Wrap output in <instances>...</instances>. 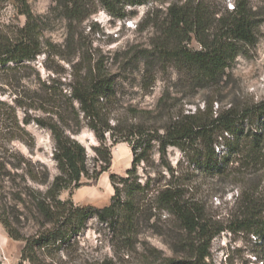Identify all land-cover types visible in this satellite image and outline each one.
I'll return each mask as SVG.
<instances>
[{
  "label": "trees",
  "instance_id": "obj_1",
  "mask_svg": "<svg viewBox=\"0 0 264 264\" xmlns=\"http://www.w3.org/2000/svg\"><path fill=\"white\" fill-rule=\"evenodd\" d=\"M10 1L26 23L0 35V63H32L46 54L45 47L55 45L43 43L44 22L33 14L28 0H0ZM52 1L72 22L80 24L86 15L94 14L87 11L86 0ZM124 1L99 0L101 7L120 20L129 16ZM260 23L249 0H236L231 10L227 5L219 9L208 0H178L167 8L158 6L149 14L147 25L156 33L152 49L135 53L122 73H112L100 62L92 65L90 60L83 67L74 66L67 92L61 88L62 83L52 80L41 99L40 110L46 116L35 120L50 131L55 144L53 159L58 174L52 182L49 173L39 180L48 185V190L36 199L39 214L51 226L43 237L24 239L0 213V223L10 238L26 242L22 259L28 264H46L37 249L78 236L93 217L121 233L131 247L142 222L155 225L158 214L166 213L169 219L164 223L171 227L167 233L159 232L166 236L165 243L174 256L154 249L143 264H205L211 258L213 241L224 232L254 236L264 264V101L237 99L226 108L221 99L239 55L257 46ZM71 38L75 40L74 35ZM193 41L200 45L199 51L190 48ZM162 62L181 76L188 94L212 95V99L204 100L203 109L198 107L193 114L174 113L168 92L153 107L125 101L128 87L139 88L143 94L153 91L156 66ZM85 128L99 142L94 149L99 166L93 170L86 148L74 138ZM110 141L113 145L129 144L134 155L125 177L110 176L114 188L110 204L103 208L75 207L71 200L61 199L63 192L79 189L87 181L95 183L109 171ZM170 147L187 152L189 165H194L205 179L242 186L227 219L209 212L204 203L187 199L185 184L175 182L182 177L176 176L167 159ZM155 153L160 155L159 163L153 159ZM142 164L151 169L145 183L138 172ZM154 168L157 176L152 177ZM163 171L171 177L167 180L162 176V184L159 177ZM93 264L115 263L105 260Z\"/></svg>",
  "mask_w": 264,
  "mask_h": 264
},
{
  "label": "rangeland",
  "instance_id": "obj_2",
  "mask_svg": "<svg viewBox=\"0 0 264 264\" xmlns=\"http://www.w3.org/2000/svg\"><path fill=\"white\" fill-rule=\"evenodd\" d=\"M86 1L89 4L87 11L94 14L86 15L79 24L64 18L57 2L28 0L33 14L44 22L43 43L50 42L55 46L45 47L46 54L32 63H0V213L10 220L24 239L43 237L51 226L39 214L36 206V199L42 198L48 190V185L41 184L39 180L49 173L52 182L58 174L53 159L55 144L51 133L35 122L46 116L40 110L46 86H50L52 80H57L67 92L68 85L73 81L71 74L74 66L83 67L90 60L92 65L100 62L110 72L122 73L123 67L135 53L152 49L151 43L156 33L151 25H147L149 14L158 6L167 8L178 0L124 1L127 2L124 6L129 14L124 20L112 16L101 7L99 0ZM208 1L215 2L219 9L227 5L229 10L233 9L236 2ZM249 1L261 21L259 41L255 48L239 55L231 71L232 76L228 78L230 85L221 95L223 107L226 108L237 99L254 103L264 101V0ZM25 23L26 18L19 14L12 1L0 2V35ZM73 35L75 40L71 38ZM190 48L194 51L201 49L196 41L192 42ZM156 69L158 74L153 91L143 94L139 88L128 87L125 101L153 107L158 98L168 92L174 113L193 114L198 107L203 109L204 100L212 99L209 92L188 94L181 76L171 65L168 67L162 62L157 64ZM233 88H236V92L230 93ZM215 110H218L217 104ZM74 138L86 148L90 168L93 170L99 166L94 151L99 142L94 133L85 128ZM109 146L112 150L109 171L95 183L87 181L79 189L63 192L61 199L71 200L75 207L103 208L110 204L114 195L110 176L125 177L132 168L134 155L127 143L113 145L110 141ZM187 155V152L175 147L168 149L167 159L176 176L182 177L175 182L185 184L187 199L200 201L209 212L218 213L219 217L227 219L238 202V190L242 186L205 179L194 165H189ZM153 159L159 163L160 155L155 153ZM150 170L144 164L139 167L142 183L147 181V172ZM156 171L154 168L152 177H155ZM162 176L167 180L171 177L167 171H163L159 177L162 184L165 182ZM167 219L168 215L164 213L158 214L156 226L154 222L150 225L142 222L137 238L129 247L121 233L93 217L78 236L65 243L51 242L49 246L37 249V253L46 264H93L105 260H113L115 264H143L145 256L154 249L162 251L167 257H173L174 254L165 243L166 236L159 232L163 230L167 233L170 229L171 225L164 223ZM256 240L254 236L224 232L213 241L211 258L205 264H263ZM25 246V241L10 238L0 223V264H28L22 259Z\"/></svg>",
  "mask_w": 264,
  "mask_h": 264
}]
</instances>
